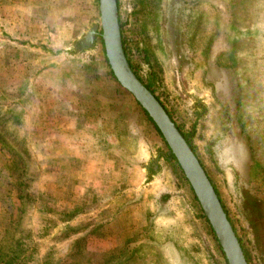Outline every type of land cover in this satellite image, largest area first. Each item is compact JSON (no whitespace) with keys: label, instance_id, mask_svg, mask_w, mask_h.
<instances>
[{"label":"rangeland","instance_id":"obj_1","mask_svg":"<svg viewBox=\"0 0 264 264\" xmlns=\"http://www.w3.org/2000/svg\"><path fill=\"white\" fill-rule=\"evenodd\" d=\"M116 1L128 63L172 123L191 132L247 264H264V0ZM95 22V0H0V106L21 114L18 138L7 137L11 149H0V189L10 186L14 215L18 191L5 166L15 151L23 162L20 189L46 202L27 205L10 228H0V244L26 234L29 264H42L46 252L50 264H106L119 251L129 252L121 264H224L170 159L157 160L156 175L143 181L145 155L167 149L151 141L133 103L124 129L112 123L120 111L72 117L83 95L117 99L122 89L104 79L96 38L91 52L69 49ZM190 95L204 103L202 116L192 115ZM119 130L127 136L120 143Z\"/></svg>","mask_w":264,"mask_h":264},{"label":"water","instance_id":"obj_2","mask_svg":"<svg viewBox=\"0 0 264 264\" xmlns=\"http://www.w3.org/2000/svg\"><path fill=\"white\" fill-rule=\"evenodd\" d=\"M97 3L98 23H89L69 43V49L76 54L91 52L95 38L101 45L102 56L115 81L122 90L129 94L137 106L145 113L158 131L170 157L177 166L184 181L189 186L200 215L205 219L212 237L226 264H247L241 246L226 220L220 201L209 183L191 148L181 133L177 130L159 103L154 99L149 89L136 77L126 61L120 43L118 30V12L115 0H95ZM156 163L151 164V172H156ZM144 167H139L142 173ZM258 239L264 240V220L258 221Z\"/></svg>","mask_w":264,"mask_h":264},{"label":"trees","instance_id":"obj_3","mask_svg":"<svg viewBox=\"0 0 264 264\" xmlns=\"http://www.w3.org/2000/svg\"><path fill=\"white\" fill-rule=\"evenodd\" d=\"M116 6H117V1H116ZM118 25H119L118 30H119V35H120V43H121L122 52H123V55H124L126 61L128 62L127 50H126V48L124 46V41H123V38H122L121 33H120V27H122V24L120 23L119 19H118ZM96 43H98V45L100 46V41H99L98 38H96ZM97 55L99 57V60L102 63L105 64L106 73L104 75V77H105L104 79L114 80L112 75H111V73H110V71H109V69H108V66L105 63V60H104V58L102 56V50H101L100 47H99V54H97ZM99 60H97V63H99ZM129 65H130V63H129ZM90 66L93 67L90 62L86 63V64H83V67H86V69H88V67H90ZM130 67H131V65H130ZM131 69H132V67H131ZM132 71H133V69H132ZM94 72H95V68H94ZM134 74H135V72H134ZM136 77H137V75H136ZM88 82H90V80H88ZM145 86L148 88V85H145ZM110 89H113V88H110ZM113 90L115 91L116 89H113ZM20 91H22V90H20ZM121 92H123V93L121 94ZM121 92H120V90H119L118 93H116V91H115V96L116 95L118 96L117 99H115V98L102 99V100H98V101H96V99L93 100V99H90V97L83 95L84 98L81 99V103H78L76 101L73 102V109L77 108L78 111L77 112H73L72 111L71 112L72 117L77 118L75 115H78V118L82 117L83 119H85L86 117L90 116V118L93 119V118H95L97 116H100L101 114L106 113L105 110L120 111L121 112L120 120L114 121L112 123L114 125H117V127L121 126V128L124 129L122 121H123V119H126L128 114H129V111H130L129 102H131V103H133L135 105L136 112L138 114H140L144 118L145 122L148 124L149 135L151 136V141L153 143L161 142L165 146V144L163 143L158 131L156 130L154 125L151 124V121L146 117L145 113L131 99V97L129 96L128 93H126L122 89H121ZM75 93H76V91H74L72 94L75 95ZM160 107L162 108V110L164 111V113L166 114L168 119L170 120V117L165 112L163 107L161 105H160ZM45 108H47V107H45ZM48 108H50V107H48ZM55 113H57L58 117H60V113L61 112L57 111ZM20 121H21V114H20L19 111H12L9 108V106H7L4 109L1 108V106H0V149L5 148V147L7 149L8 148L11 149V147H10L11 146V139H12V141H14V139L18 138L15 135H17V131H18V127L17 126L20 123ZM83 122L86 124V122L84 120L82 121V123ZM60 123H62V122H60ZM138 129L144 135V131L142 130V128L140 126L138 127ZM177 130H178V128H177ZM178 131L181 133V135L184 138L186 137L185 134H183L180 130H178ZM69 132H72V131H69ZM147 134L148 133L146 131V136H147ZM115 135L117 136L116 138H117V141H119V143L121 142L120 139L125 140L126 137H127V136L123 137L125 135V133L124 132L123 133L120 132V130ZM7 137H10L11 139H8ZM185 139H187V143H188L189 147L191 148L192 153L194 154V149L191 146L190 139H188V138H185ZM19 141L21 143H23L21 135H19ZM103 144H104L105 147L102 149V151L107 152L108 149H109L110 143L106 142V143H103ZM165 148H166V146H165ZM21 150H22L21 152H23L24 151V147L21 148ZM115 150H119L120 151L121 149L118 147V148H115ZM12 152H15V151H10L8 154L13 156L14 158H11L9 160L8 165L5 166V170L8 172L9 176H13L14 177L13 187L15 189H17V191H18L14 195V198L17 201V204L14 205V210H11V212L14 211V215H13V213H10V208H12V205H13V202L11 201L12 197H11V195H9L10 190H8V192H7V189L10 188V186L5 191H2V189H0V205L3 204V205L6 206V208L4 210L5 212L0 217V228L3 229V230L10 228V226H9L10 222L14 221L17 218L18 213H20V214L23 213L25 211V208H26L27 205H31V204H33V202H35L37 205L39 203H44V201L40 199L39 195L36 196L35 199H33L32 196H30V195L28 196V194L23 193L22 189H20V180H19L20 173H17V171H21L22 170L23 162H21L19 159H16L15 156L12 154ZM23 154H24V152H23ZM194 156H195V154H194ZM164 161H165L166 164L168 163L166 161V159H164ZM170 163L172 164V165L169 164L171 166L172 172L177 175V178H178V180L180 182L183 181V178H182L177 166L175 165L174 161L171 158H170ZM116 179L117 180L114 183H118V184L121 183L123 181V179H124L123 178V174H121L120 176L116 177ZM187 188H188L189 192L192 193L188 186H187ZM191 199H192L194 208L196 209V211L200 215L201 211H200V209H199V207L197 205V202H196V200H195L193 195H192ZM33 200H35V201H33ZM6 203H8V205H9L8 207H7ZM45 204H46V202L43 205H41V207L45 208ZM59 213H61V212H59ZM226 220H227V218H226ZM63 221H65V220H63ZM198 221L201 222L203 230L207 231L208 235L211 238V241H212L213 245L217 247V249L219 251V255L221 256L224 264H226L222 254H221V252L219 250V247L216 245V243H215V241H214V239L212 237V233H211V231H210L205 219L202 216H199ZM4 232L6 233V230ZM2 236H4V235H2ZM8 239H4L3 242H2V245L5 247L4 250H3L2 245L0 244V264H29L33 260V257H34V252L33 251H28L29 246H30L29 237H27L26 234H23V236L20 238V240L18 238H15V237L12 238L11 241H9ZM45 254L42 256V259H43L42 264H50L49 263V261H50L49 258L50 257H48L47 252ZM124 254L125 253H123V255ZM128 254H129V252H127L125 254V256H123V255H121V252L119 251L117 254L112 255L111 257H108L107 260H106V264H108V260H114L115 261V262H113L114 264H121L124 260H127L126 257H127ZM244 258L248 262V258L246 256H244Z\"/></svg>","mask_w":264,"mask_h":264},{"label":"flooded vegetation","instance_id":"obj_4","mask_svg":"<svg viewBox=\"0 0 264 264\" xmlns=\"http://www.w3.org/2000/svg\"><path fill=\"white\" fill-rule=\"evenodd\" d=\"M178 61V63H177V66H178V64L180 63V64H183L184 62L182 61V59L180 58L179 60H177ZM151 75H148V76H146V78L148 79V83H150L149 81V77H150ZM180 80H182V82H183V79H182V74L181 73H179L178 74V77H177V82L179 81L180 82ZM141 81V80H140ZM142 82V81H141ZM144 84V83H143ZM145 85H147V84H145ZM149 89V88H148ZM149 91H150V89H149ZM150 93H151V91H150ZM152 94V93H151ZM153 96V95H152ZM154 97V96H153ZM189 98H190V104H191V109H192V115L193 116H196V117H200V116H202L203 115V113L205 112V105H204V103L200 100V99H198V98H196L195 96H193V95H190L189 96ZM154 99H155V97H154ZM156 100V99H155ZM157 101V100H156ZM158 102V101H157ZM171 120V119H170ZM175 125V124H174ZM176 126V125H175ZM176 128H178L177 126H176ZM178 130H180V129H178ZM184 134V133H183ZM190 134H191V132L189 133V134H187V135H185L186 137L185 138H188V139H190ZM191 143V142H190ZM192 146V145H191ZM157 152H159V151H157ZM168 152V150L166 151V152H164V153H157V155L156 154H153L152 155V153L151 154H147V155H145V157L143 158V160H142V163H141V167H144V178H143V181L144 182H147V181H149L152 177H153V175H156V172L155 173H152L151 171H149V169H151V164L153 163V162H155V163H157V160H160V159H166V160H169L170 158L168 157V156H166V153ZM162 198V197H161ZM161 200H165V198H162ZM166 201V200H165Z\"/></svg>","mask_w":264,"mask_h":264},{"label":"crops","instance_id":"obj_5","mask_svg":"<svg viewBox=\"0 0 264 264\" xmlns=\"http://www.w3.org/2000/svg\"><path fill=\"white\" fill-rule=\"evenodd\" d=\"M109 124H110V122H109ZM91 127H94V128H95L96 126L93 124ZM94 128H93V131L96 130V129H94ZM134 150H136V149H134Z\"/></svg>","mask_w":264,"mask_h":264}]
</instances>
